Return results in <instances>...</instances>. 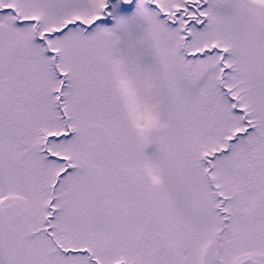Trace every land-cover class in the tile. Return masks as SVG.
Segmentation results:
<instances>
[{
    "label": "snow or ice",
    "instance_id": "obj_1",
    "mask_svg": "<svg viewBox=\"0 0 264 264\" xmlns=\"http://www.w3.org/2000/svg\"><path fill=\"white\" fill-rule=\"evenodd\" d=\"M0 264H264V0H0Z\"/></svg>",
    "mask_w": 264,
    "mask_h": 264
}]
</instances>
